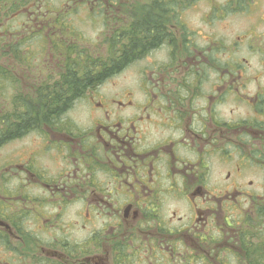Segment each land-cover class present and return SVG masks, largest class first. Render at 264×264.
<instances>
[{
    "label": "flooded vegetation",
    "instance_id": "flooded-vegetation-1",
    "mask_svg": "<svg viewBox=\"0 0 264 264\" xmlns=\"http://www.w3.org/2000/svg\"><path fill=\"white\" fill-rule=\"evenodd\" d=\"M46 1L0 7V66L30 95L67 107L33 112L52 117L27 132L40 135L38 149L2 173L0 264H227L264 257V38L253 45L250 34L231 46L214 38L210 11L219 0H141L150 34L133 61L132 15L118 11L131 0H61L67 8L55 22ZM257 1L223 0L214 14L223 17L228 5L251 13ZM87 4L97 19L120 14L129 22L107 34L104 58L68 25L77 5ZM197 4L210 9L201 18L207 27L193 30L185 20L200 15ZM43 40L50 50L39 53ZM138 64L139 95L131 86L113 91L111 81ZM80 105L84 121L72 116ZM72 208L76 221L67 216ZM26 214L38 229L22 220ZM40 225L61 233L39 237ZM72 229L83 236L73 240Z\"/></svg>",
    "mask_w": 264,
    "mask_h": 264
},
{
    "label": "rangeland",
    "instance_id": "rangeland-1",
    "mask_svg": "<svg viewBox=\"0 0 264 264\" xmlns=\"http://www.w3.org/2000/svg\"><path fill=\"white\" fill-rule=\"evenodd\" d=\"M140 2L141 0H131L130 5H128L125 2H123V5L121 8L118 9L119 5H117V9L119 13H130L132 16H135L136 18L140 17L141 15V9H140ZM47 4L52 5L53 14H51V20L55 22V18H63L66 10V4L62 3L61 0H47ZM42 4H45V1L42 2ZM225 5L223 0H219L215 3L211 4V20L212 21V30L214 38H222L225 41L226 45H230L231 43L236 44L237 41L236 38L242 37L244 38L246 35L252 34V36L255 39L251 40V44L256 45L257 39L260 40L261 38H264V25L262 24L260 26V16L264 17V0H258L256 5L254 4V7L250 10L251 13H244V14H230L227 13L224 17L219 15L217 18L215 16V9L219 8L222 9V7ZM202 6V7H201ZM76 13L74 17L68 19V25L71 27H75V33H77V36H74V38L79 39L80 44H84L86 48L91 50L94 53H96L98 50H100V53L102 54V58H104V49L103 46L105 45V40L107 39V34L112 31L113 27H117L118 29H124L127 27V19L124 16H121L119 14V17L113 20H105L103 18L97 19L95 18L94 14L91 9V5L87 4L86 6L79 7L77 5ZM201 7L200 10H198ZM235 7H237V4H235ZM63 8V10H60ZM195 9H197V12H200V15H191L188 19H186V23L189 26L190 29H200L207 27L206 24L202 23V19L204 18L205 12H208L210 7L209 5H202L197 4L195 5ZM58 11H61L60 15L57 16ZM130 15V16H131ZM208 19V18H206ZM117 20V21H116ZM184 21V20H183ZM116 22V24L114 23ZM15 24V20L12 22ZM257 26H260V28L256 29ZM1 32V31H0ZM256 35H254V34ZM260 36V37H259ZM259 37V38H258ZM41 47L42 52L44 53V50L46 49L47 40L41 41ZM40 42L36 43L34 46V50H39ZM237 45V44H236ZM50 46V45H49ZM242 45H239L240 47ZM246 48V46L244 45ZM243 49V48H242ZM50 49H47L45 51H48ZM42 59L45 60V57ZM38 58V64L42 62L43 60ZM248 66L255 65L257 67V60L248 58ZM49 68V67H48ZM57 70V69H56ZM38 74L39 71L37 69L35 70ZM140 71H141V65H135L128 69L125 74L117 76L114 78L110 85L112 86L113 91H119L121 89H125L129 86L132 87V91L135 92L134 95H139L140 88H139V79H140ZM34 75V74H33ZM42 75V74H40ZM48 75V74H47ZM44 76H41V79H43ZM18 79L12 75L10 79V83H6L4 86L5 88L2 89V92L4 91L6 97H4L6 103H10V97L9 95H27L30 96V92H26L23 88L20 87ZM0 104L1 103V96H0ZM6 105V104H5ZM77 107L73 113L74 119L77 121H84V111L85 107L81 108ZM8 108V105H7ZM40 135L37 134H30L27 137H24L20 139L19 141L10 142L6 145V147L2 148L0 150V179L2 178V173L7 171L5 170L6 165L13 164L14 162H19L20 160H26L27 156L30 152L36 151L40 144ZM46 155H42V158H46ZM9 177L12 178V172L9 173ZM263 183H261L262 185ZM261 191L263 192L262 188ZM11 201V200H9ZM19 201V200H18ZM15 203V201L13 202ZM21 206V204L19 205ZM182 207V204H180ZM18 207V206H17ZM16 210V208H15ZM71 210V211H70ZM68 210L67 216L69 220L76 221V214L72 211H75V209ZM17 211V210H16ZM34 215L33 211L31 213ZM32 215L26 214L22 220L26 221L25 223L28 224V227L31 228V231L34 230V228H37L34 226L36 219L33 218ZM27 227V228H28ZM80 226L78 225V229ZM38 229V228H37ZM41 231H38V236L41 237L43 234H50L54 235L56 233L57 236L60 235L61 230L58 227H39ZM73 234V240L80 238L83 236V233L80 231H77L75 229H72ZM27 257H32L31 255Z\"/></svg>",
    "mask_w": 264,
    "mask_h": 264
},
{
    "label": "trees",
    "instance_id": "trees-1",
    "mask_svg": "<svg viewBox=\"0 0 264 264\" xmlns=\"http://www.w3.org/2000/svg\"><path fill=\"white\" fill-rule=\"evenodd\" d=\"M9 0H0V7L5 6L8 3ZM149 20L153 22L154 26L158 27L157 21L151 17H149ZM2 21L1 17V9H0V24ZM133 23L131 26H129L131 39L130 42L133 44L132 54L135 60H139L141 57V54L143 53V50L137 49L136 46H141L143 44V35L147 34V36L150 34L149 32H146V26L144 24L143 19H140V17L136 18L135 16H132ZM155 27V28H156ZM124 35L122 37L128 36V34L123 33ZM158 34L155 33V37H157ZM116 43V42H115ZM134 50V51H133ZM127 60H125L126 62ZM128 65V64H126ZM124 68V67H122ZM120 67L116 68V72H118ZM11 74L10 72L5 71L3 67L0 66V95L2 92V89L5 88V84L10 83ZM72 79V78H71ZM71 79L68 81L70 83ZM77 81L76 76L73 79ZM52 91H55L53 88ZM38 96V95H37ZM54 96V95H53ZM59 96V95H58ZM19 103L20 107L17 105ZM71 105L69 102L68 107ZM59 106V107H58ZM2 108L5 111H8L7 113L3 112ZM67 107L63 104L61 100L53 99H45V98H36V100H31L28 98H20L17 97V100H14L12 102V106L5 109L2 104H0V147L5 145L6 143H9L13 140L19 139L22 136L25 135V133L33 130L35 127L46 123H49V120L52 119L51 115L42 114L37 115L36 113L33 114V112L37 110L42 111H55L56 110H64ZM39 119H42V121H38ZM261 222H264V205L261 208ZM249 254H253V252H250ZM261 256H264L262 252H260ZM236 259V264H264V257H233ZM232 260V259H231ZM227 264H232L229 260Z\"/></svg>",
    "mask_w": 264,
    "mask_h": 264
}]
</instances>
